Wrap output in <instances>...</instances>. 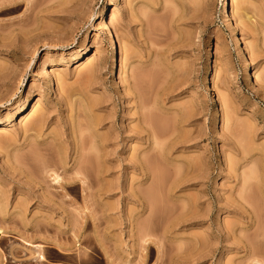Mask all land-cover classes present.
<instances>
[{
	"label": "rangeland",
	"instance_id": "obj_1",
	"mask_svg": "<svg viewBox=\"0 0 264 264\" xmlns=\"http://www.w3.org/2000/svg\"><path fill=\"white\" fill-rule=\"evenodd\" d=\"M222 6L0 0V264H264V0Z\"/></svg>",
	"mask_w": 264,
	"mask_h": 264
},
{
	"label": "bare ground",
	"instance_id": "obj_2",
	"mask_svg": "<svg viewBox=\"0 0 264 264\" xmlns=\"http://www.w3.org/2000/svg\"><path fill=\"white\" fill-rule=\"evenodd\" d=\"M230 1L231 0H223V6L222 8L224 7V9H222V14H224L227 18V20L229 22H231L232 20V16L230 15V12H229V9H230ZM242 10V7L241 5L239 4L238 6V11H241ZM247 17V16H246ZM248 18V21H250L252 18L250 17H247ZM235 19V22H236V26L239 25L240 22H244L246 19H245V16L240 14L237 16V18H234ZM104 30L107 32V35L108 37L112 40V43H113V54H114V57H119V50H118V45H117V42H116V37L113 33V31L111 30V27L107 24V23H104ZM246 50L248 51V47L246 46ZM2 125H4L2 123ZM42 125H43V121L42 120H39L37 123H34L32 128L33 129H42ZM1 126V125H0ZM53 182L55 184H59L61 185L62 183V178L60 176H58L57 174H54L53 176ZM85 175L79 171V170H75L74 171V178L72 180V185L73 187H76V188H83V185L85 184ZM91 189H93V187H91ZM1 206H0V211H1ZM6 233V230L5 228H3L2 226H0V235H5ZM41 239L45 240V237L44 236H41L40 237ZM35 248H41V246H36ZM45 258L43 257V260Z\"/></svg>",
	"mask_w": 264,
	"mask_h": 264
}]
</instances>
